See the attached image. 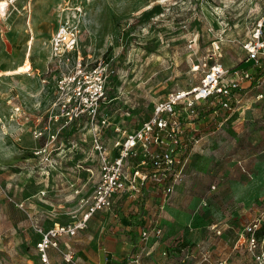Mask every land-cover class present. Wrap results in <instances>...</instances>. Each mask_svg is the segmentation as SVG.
<instances>
[{"label":"rangeland","instance_id":"374dc122","mask_svg":"<svg viewBox=\"0 0 264 264\" xmlns=\"http://www.w3.org/2000/svg\"><path fill=\"white\" fill-rule=\"evenodd\" d=\"M262 15L264 0H18L1 9L0 264H42L31 222L49 226L80 217L81 199L99 175L93 127L109 151L114 126L132 130L150 118L156 103L199 84L202 72L192 66L251 69L243 44ZM62 24L77 32L80 70L75 59L50 55L49 40ZM21 68L26 72L14 73ZM93 71L102 75L105 101L91 125L86 117H71L74 86L58 85L75 77L90 87ZM243 92L232 111L210 101L196 107V114L216 112L196 120L198 142L184 144L186 162L168 201L181 218L160 223L157 236L153 217H144L153 247L140 246V264H254L238 234L264 214V98L255 100L264 95V83ZM143 198L121 196L110 211L96 213V224L49 250L51 264H65L66 250L75 254L71 264H104L105 237L124 235L128 213L154 209ZM193 212L200 214L195 227L187 223ZM200 225L210 233L207 243L190 237ZM213 225L224 226L221 235Z\"/></svg>","mask_w":264,"mask_h":264},{"label":"built area","instance_id":"2783aa9c","mask_svg":"<svg viewBox=\"0 0 264 264\" xmlns=\"http://www.w3.org/2000/svg\"><path fill=\"white\" fill-rule=\"evenodd\" d=\"M18 0H0V10L14 5ZM78 43L77 32L67 24L60 25L49 40L48 47L52 59L56 61L76 60L74 68L80 70L81 58L74 57ZM195 41L190 42L189 49ZM249 70L228 72L219 64H196L191 71L202 72L199 84L188 90L170 94L156 103L150 118L132 130L114 126L115 137L108 151L96 137L93 127L92 148L97 154L98 179L87 199H81L80 217L68 223H54L43 227L36 220L31 222L38 236L35 251L42 264H49L48 251L57 249L63 237L73 238L87 227V223L96 213L107 212L113 208L116 198L125 196L139 198L150 188H159L161 201L158 210L162 211L180 180L186 160L183 159L186 141L198 142V121L196 107L210 101L213 107L227 112L237 108L243 97V91L249 86L257 87L264 83V15L255 22L250 35L243 44ZM73 56V57H72ZM90 87H85L83 78L69 77L59 81V89L68 81L72 88V118L86 117L91 121L100 116V107L105 101V83L100 71ZM264 95L258 94L255 100ZM64 107V106H63ZM216 111L214 110L213 113ZM69 114V113H68ZM70 115V114H69ZM70 117V116H69ZM106 124L105 120L101 122ZM187 126L191 129L187 136ZM152 232L159 236L161 230L153 227ZM150 232L143 230L140 238L146 240ZM250 253L254 264H264V214L247 223L239 234ZM65 264L74 262L71 251L62 253ZM138 264V258L133 259ZM218 264H225L219 262Z\"/></svg>","mask_w":264,"mask_h":264},{"label":"crops","instance_id":"0c3cea01","mask_svg":"<svg viewBox=\"0 0 264 264\" xmlns=\"http://www.w3.org/2000/svg\"><path fill=\"white\" fill-rule=\"evenodd\" d=\"M186 134L188 137L191 135V129L189 126H187V131ZM161 190L159 188H150L149 190H146L145 193L143 194V198L141 200L142 203L144 204H149V202H153V205H155L154 209L153 207L149 210L148 208H145L144 210L142 209H135V213H128L124 217V222L122 223V228L123 230H120L124 235L116 234L115 236L111 235L108 237H105V247L102 249L104 251L105 256V261L103 262L104 264H135L133 259L138 258V264H140V246L144 247H149L152 246V243H149L147 238L143 244H140V240H138V237L140 238V233L143 230H146V228L143 226V222L145 221L144 217L148 214L149 216H152V225L154 227H157L161 224H166L170 225L171 223L175 221H179L180 217V211L176 209L175 205H173V202H171L169 205L167 204L166 207H164V211H159L158 210V204L161 201V195L160 192ZM172 197V196H171ZM170 197V199H171ZM120 197L116 198L114 203L119 199ZM174 201V200H173ZM170 202V201H169ZM168 202V203H169ZM114 206V205H113ZM108 212V211H107ZM104 213V212H100ZM106 213V212H105ZM162 215V216H161ZM148 216V217H149ZM190 217L187 218L189 224L192 225V227H195L199 222L200 219V214L199 213H191L189 215ZM94 217V216H92ZM90 218V222L88 221L89 227H92L93 224H96V222L92 223ZM131 217V220L128 218ZM41 224V223H39ZM43 227H50L52 226V223L49 224V226H45V224H41ZM142 225V230L139 229V226ZM240 226V225H239ZM129 227V228H128ZM204 227L200 225V228H195L194 230L191 229V239L195 241H199L201 243L203 242H209L211 238L209 237V232L205 233V230L203 229ZM213 229H216V234L221 235L224 226L218 227L217 225L212 226ZM148 229V228H147ZM242 229V228H241ZM141 231V232H140ZM195 232V233H194ZM241 232V231H240ZM239 232V234H240ZM238 234V235H239ZM38 241V239H37ZM36 241V242H37ZM79 243H85L82 245H91V241L89 242L87 239L86 240H81L78 239L76 240ZM35 242V243H36ZM148 254L152 253L150 256L151 259H154L155 253L152 250L146 249ZM69 250H66L64 252H67ZM63 252V253H64ZM98 252V251H97ZM134 252L137 253L134 255ZM74 254V253H73ZM48 256H49V264H51V257L48 251ZM61 259H62V253H61ZM63 261V260H62ZM74 261H75V254H74ZM101 264V263H97ZM142 264H144V259L142 260Z\"/></svg>","mask_w":264,"mask_h":264},{"label":"trees","instance_id":"16d2710c","mask_svg":"<svg viewBox=\"0 0 264 264\" xmlns=\"http://www.w3.org/2000/svg\"><path fill=\"white\" fill-rule=\"evenodd\" d=\"M212 109H208V110H206L205 112H201V113H199L198 115H197V120H199V119H202V118H204V117H206L207 115H210L211 113H212ZM185 153H186V148H185V150H184V152H183V156H185ZM129 220H131V217H129L128 218ZM142 225H140L139 226V229L140 230H142ZM141 232V231H140Z\"/></svg>","mask_w":264,"mask_h":264},{"label":"bare ground","instance_id":"6f19581e","mask_svg":"<svg viewBox=\"0 0 264 264\" xmlns=\"http://www.w3.org/2000/svg\"><path fill=\"white\" fill-rule=\"evenodd\" d=\"M0 6H2L3 7V5L1 4ZM24 72H26V70L25 69H23V68H21L19 71H14V73H19V74H23Z\"/></svg>","mask_w":264,"mask_h":264}]
</instances>
